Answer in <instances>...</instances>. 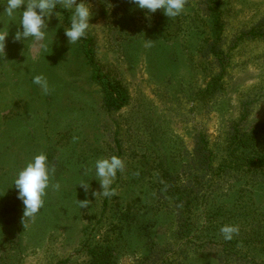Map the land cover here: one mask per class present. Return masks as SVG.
<instances>
[{
    "label": "rangeland",
    "instance_id": "rangeland-1",
    "mask_svg": "<svg viewBox=\"0 0 264 264\" xmlns=\"http://www.w3.org/2000/svg\"><path fill=\"white\" fill-rule=\"evenodd\" d=\"M207 1L186 0L171 19L129 0H85L96 60L129 93L126 107L108 113L64 16L48 23V51L29 53L0 0V31L9 33L0 45V264H264V167L254 161L264 156V37L247 38L264 31V0H219L222 64L202 53L214 38ZM199 134L214 156L210 187L209 174L196 177ZM41 153L61 188L23 220L13 180ZM112 155L125 163L116 195L95 197L94 162ZM171 180L195 203L167 195ZM225 224L240 229L230 242Z\"/></svg>",
    "mask_w": 264,
    "mask_h": 264
},
{
    "label": "clouds",
    "instance_id": "clouds-1",
    "mask_svg": "<svg viewBox=\"0 0 264 264\" xmlns=\"http://www.w3.org/2000/svg\"><path fill=\"white\" fill-rule=\"evenodd\" d=\"M140 10L147 14H155L163 10V15L168 18L180 16L185 9L186 0H129ZM63 12H68L67 28L64 35L70 45L79 43L85 39L92 19V7L85 0H6L5 13L11 22L19 25L15 34V41H24L29 53L39 51L46 53L49 48L48 23L55 16L61 24ZM148 17L146 16V19ZM9 33L0 31V45L5 47V41ZM33 84L37 85L44 94H49L51 88L49 82L43 75L33 77ZM95 181L99 182L101 192L94 193L105 198L116 195L112 187L118 173H123L125 163L119 156L112 155L107 158H99L94 162ZM55 169L49 163L47 154L41 153L32 158L16 175L13 186L17 190V199L24 206L23 220L35 218L45 204V197L50 188L59 191L61 185L52 183ZM87 192L89 186L81 184ZM82 207H87L88 201H79ZM239 226L225 224L220 227L219 232L226 242L232 241L239 234Z\"/></svg>",
    "mask_w": 264,
    "mask_h": 264
},
{
    "label": "trees",
    "instance_id": "trees-1",
    "mask_svg": "<svg viewBox=\"0 0 264 264\" xmlns=\"http://www.w3.org/2000/svg\"><path fill=\"white\" fill-rule=\"evenodd\" d=\"M219 0H208L207 1V14L212 19L214 38L203 48L202 53L205 54L206 57H209V53H212L216 56V58L222 64L223 61L228 60V56L224 53L222 49L221 37L223 33V23L221 21V11L218 4ZM62 15L65 18V23L68 24V12H63ZM264 37V31H251L248 33L249 39H262ZM82 42V51L85 55L88 62L91 64L93 68L92 72V81L99 86L102 93V104L103 108L106 112H118L127 106L129 101V93L126 87L115 79H112L110 76L103 72V69L99 62L96 60L95 50L93 47V39L86 37L81 40ZM222 73H224V68ZM222 76L218 78H213L207 87V92H211L213 89L217 87V83L219 82ZM236 141L241 144L249 143V140L244 141L240 136H235ZM194 159L196 160V170L197 178H204L207 174L212 177L209 180V187L211 186L213 178L216 176L214 171V156L213 152L210 149L209 142L204 134H199L197 138V142L194 149ZM119 156V155H118ZM120 157V156H119ZM261 167H264V156L255 159ZM172 171H168L166 175L168 178L175 179ZM164 190L167 191V195L171 196L174 201L177 203H187V207L191 204H194L196 199V194L186 195L184 191H182L178 186H176L175 182L171 180L170 185L166 184ZM198 197V193H197Z\"/></svg>",
    "mask_w": 264,
    "mask_h": 264
}]
</instances>
